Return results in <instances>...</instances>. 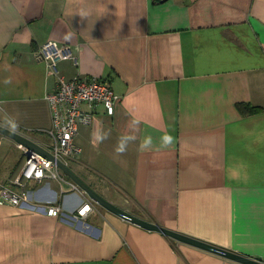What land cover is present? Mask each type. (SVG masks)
I'll use <instances>...</instances> for the list:
<instances>
[{"label": "crops", "instance_id": "0c3cea01", "mask_svg": "<svg viewBox=\"0 0 264 264\" xmlns=\"http://www.w3.org/2000/svg\"><path fill=\"white\" fill-rule=\"evenodd\" d=\"M48 39L76 56L58 61L65 79H109L116 95L111 115L98 105L78 124L70 169L135 216L264 260V0H0V124L40 144L56 78L35 49ZM237 102L260 108L242 115ZM124 135L136 139L118 155ZM23 158L0 134L2 183ZM72 183L26 182L57 216L0 195V264H240L131 223Z\"/></svg>", "mask_w": 264, "mask_h": 264}, {"label": "built area", "instance_id": "2783aa9c", "mask_svg": "<svg viewBox=\"0 0 264 264\" xmlns=\"http://www.w3.org/2000/svg\"><path fill=\"white\" fill-rule=\"evenodd\" d=\"M35 55L37 59L47 64L56 78L55 89L46 95L51 113V127L47 130L50 140L39 143L53 156V159L17 143L24 157L20 174L14 179V186L6 185L0 180V195H5L17 206L43 207L47 214L57 216L62 213L60 205L34 204L33 191L27 187L26 182L29 180L62 182L64 173L56 161L60 160L67 164L71 156L79 153L80 147L74 142L78 124L90 123L98 105H102L106 113L111 115L114 111L116 95L109 79L80 75L70 79L63 77L58 70V61L72 59L76 62V56L67 43L48 39L35 49ZM84 105L86 108L83 107ZM72 184L73 187L78 188L75 183ZM89 204V202L81 204L77 213L84 215L85 210L90 209Z\"/></svg>", "mask_w": 264, "mask_h": 264}, {"label": "water", "instance_id": "95a60500", "mask_svg": "<svg viewBox=\"0 0 264 264\" xmlns=\"http://www.w3.org/2000/svg\"><path fill=\"white\" fill-rule=\"evenodd\" d=\"M0 134L11 138L12 140H14V142L18 144H22L29 150L43 153L47 157L53 159V156L48 151H46L38 142H36L35 140L29 138L28 136L22 134L21 132L17 130H14L12 128H9V127H6L0 124ZM56 162H57V165L62 170V172L65 173L78 186V188L82 189L88 195L91 201L96 202L97 204L101 205L105 209L109 210L110 212L118 215L119 217L131 223H134L136 225H139L149 230L161 232L164 235L170 238H173L177 241H181V242L205 249L207 251L216 253L218 255H221L231 260H234L236 262H239L240 264H264L263 259L254 258L248 255L242 254V253L229 250L227 248H223V247L211 244L209 242L194 238L192 236L183 234L181 232L166 228L155 222L148 221L138 216H135L134 214L128 212L124 208H121L120 206L116 205L112 201L106 199L104 196H102L100 193L94 190L82 178H80L73 170H71L67 164H65L64 162L60 160H57Z\"/></svg>", "mask_w": 264, "mask_h": 264}, {"label": "clouds", "instance_id": "9594fccd", "mask_svg": "<svg viewBox=\"0 0 264 264\" xmlns=\"http://www.w3.org/2000/svg\"><path fill=\"white\" fill-rule=\"evenodd\" d=\"M88 14L89 13L87 11H81L79 13L81 18H86L88 16ZM9 123H10V126L12 128L17 127L15 120H10ZM133 124L138 126L139 121H134ZM108 136H110V132H104L103 134L96 133L94 135V139L97 143H99V142H102L104 139H107ZM135 139H136L135 136H132V135H124V136L119 137L118 141H117V146L115 149L116 153L118 155L124 154L127 151L128 144L130 142L134 141ZM172 142H173V138L170 135L165 134L161 138V143H160L159 147L160 148H168L171 146ZM152 146H153V140L150 136H148V137H145V139L140 143L139 150L146 151V150L151 149Z\"/></svg>", "mask_w": 264, "mask_h": 264}, {"label": "trees", "instance_id": "16d2710c", "mask_svg": "<svg viewBox=\"0 0 264 264\" xmlns=\"http://www.w3.org/2000/svg\"><path fill=\"white\" fill-rule=\"evenodd\" d=\"M237 110L242 114V115H247L255 110H258L260 107L257 106H252L251 104L247 102H237L236 104Z\"/></svg>", "mask_w": 264, "mask_h": 264}, {"label": "rangeland", "instance_id": "374dc122", "mask_svg": "<svg viewBox=\"0 0 264 264\" xmlns=\"http://www.w3.org/2000/svg\"><path fill=\"white\" fill-rule=\"evenodd\" d=\"M9 155L17 160L19 157H21V152L16 147H12V149H10Z\"/></svg>", "mask_w": 264, "mask_h": 264}]
</instances>
